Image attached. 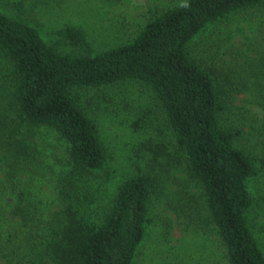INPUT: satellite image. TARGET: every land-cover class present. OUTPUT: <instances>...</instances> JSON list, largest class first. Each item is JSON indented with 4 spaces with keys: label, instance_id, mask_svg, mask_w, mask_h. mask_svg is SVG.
Instances as JSON below:
<instances>
[{
    "label": "trees",
    "instance_id": "1",
    "mask_svg": "<svg viewBox=\"0 0 264 264\" xmlns=\"http://www.w3.org/2000/svg\"><path fill=\"white\" fill-rule=\"evenodd\" d=\"M262 1L185 0L163 10L134 39L95 54L60 52L36 25L0 10V97L4 87L11 93L6 113H0V160L9 178L8 184L0 180V197H12L13 213L23 219L18 264H133L146 236L154 182L148 174H136L106 200L101 198L106 180L101 186L96 180L90 183V177L104 167L108 154L96 125L73 95L78 87L127 80H140L155 91L187 168L203 190L208 219L229 264H264L248 220L254 198L247 181L257 167L235 144L240 130L220 122L225 107L214 76L188 53L190 41L207 24ZM253 77L261 79L259 69ZM42 127L68 143L69 166L54 180L57 197L65 204L54 244H45L44 231H33L35 210L43 199L37 202L32 189L41 194L43 185L27 182L20 187L21 173L35 178L45 164L37 140Z\"/></svg>",
    "mask_w": 264,
    "mask_h": 264
},
{
    "label": "rangeland",
    "instance_id": "2",
    "mask_svg": "<svg viewBox=\"0 0 264 264\" xmlns=\"http://www.w3.org/2000/svg\"><path fill=\"white\" fill-rule=\"evenodd\" d=\"M183 1L0 0V10L36 25L60 52L95 54L134 39L163 10ZM188 53L214 76L225 107L220 122L240 130L235 144L249 153L257 167V174L247 181L254 198L248 220L264 252V97L258 99L264 90V1L207 24L190 41ZM257 69L261 79L253 77ZM0 79L2 83L1 74ZM73 95L96 125L108 154L104 167L95 178L90 177V183L96 180L101 186L106 180L101 198L116 193L122 182L136 174H148L154 182L146 236L133 264H229L222 239L208 219L203 190L189 172L151 86L127 80L78 87ZM10 99V87H4L0 113H6ZM37 140L45 164L38 175L33 174L35 178L20 172V187L26 188L27 182L43 185L41 194L32 189L37 202L43 199L35 210L33 231H44L45 244H54L65 207L57 197L54 180L61 168L69 166L65 164L68 143L55 130L44 127ZM165 164H169L167 168ZM7 171L0 160V180L8 184ZM175 175L184 180H176ZM13 204L8 194L0 197V264L8 259L18 264L24 245L23 219L13 213Z\"/></svg>",
    "mask_w": 264,
    "mask_h": 264
}]
</instances>
